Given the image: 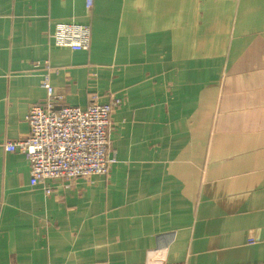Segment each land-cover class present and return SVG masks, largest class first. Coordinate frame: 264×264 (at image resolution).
<instances>
[{
	"label": "crops",
	"instance_id": "0c3cea01",
	"mask_svg": "<svg viewBox=\"0 0 264 264\" xmlns=\"http://www.w3.org/2000/svg\"><path fill=\"white\" fill-rule=\"evenodd\" d=\"M45 76L62 105L122 100L109 172L48 196L4 148ZM161 259L264 264V0H0V264Z\"/></svg>",
	"mask_w": 264,
	"mask_h": 264
},
{
	"label": "built area",
	"instance_id": "2783aa9c",
	"mask_svg": "<svg viewBox=\"0 0 264 264\" xmlns=\"http://www.w3.org/2000/svg\"><path fill=\"white\" fill-rule=\"evenodd\" d=\"M94 0H85L91 10ZM53 43L71 50H86L90 41L87 25L57 22L51 32ZM46 97L41 104L30 105L26 122V137L4 143L7 151H19L28 161L30 186L43 184L45 195L54 187L48 181L59 180L69 187L80 177L106 175L116 159L111 155L109 134L111 114L122 104L120 98L99 103L91 97L85 107L61 104L47 76L41 80ZM150 264H184L157 260Z\"/></svg>",
	"mask_w": 264,
	"mask_h": 264
}]
</instances>
